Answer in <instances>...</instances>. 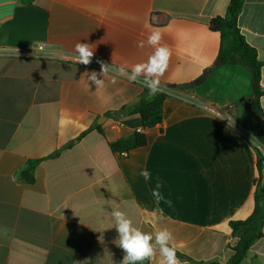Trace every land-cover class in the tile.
Listing matches in <instances>:
<instances>
[{
	"label": "crops",
	"instance_id": "obj_1",
	"mask_svg": "<svg viewBox=\"0 0 264 264\" xmlns=\"http://www.w3.org/2000/svg\"><path fill=\"white\" fill-rule=\"evenodd\" d=\"M229 2L0 0V264H121L117 208L143 231L168 228L181 264L231 260L230 223L252 215L261 177L252 74L215 65L221 36L211 21ZM238 27L264 63V0L244 1ZM153 30L172 51L163 122L146 130V146L114 153L109 143L143 130L130 109L148 89L100 75L97 61L146 60L153 49L138 43ZM78 41L95 47L87 66L72 60ZM92 71L102 88L88 80ZM260 106L264 138V95ZM34 160L28 183L23 171ZM157 182L171 206L154 202ZM240 264H264V237Z\"/></svg>",
	"mask_w": 264,
	"mask_h": 264
},
{
	"label": "trees",
	"instance_id": "obj_2",
	"mask_svg": "<svg viewBox=\"0 0 264 264\" xmlns=\"http://www.w3.org/2000/svg\"><path fill=\"white\" fill-rule=\"evenodd\" d=\"M244 1L245 0H230L226 16L216 17L211 21V28L214 31L219 32L221 36V48L215 65H243L250 70L252 74L254 99L253 131L254 135L260 139V143L264 144V138L260 131V121L262 117L260 98L264 95V89L261 85V72L264 63L258 59L257 51L248 44L238 27V17L242 11ZM209 72L210 70H207L206 74ZM206 74L197 79L196 83L202 82L205 79ZM167 97L168 95L166 93H158L155 97H150L148 90H145L137 103L132 109H130V113L140 115L143 130L136 131L128 137L109 143L111 150L114 153L124 154L146 146L148 142L146 130L152 129L163 122V103ZM97 129L102 132L99 126ZM88 131L83 133L80 138ZM257 152L258 169L262 179L261 171L264 166V158L258 149ZM56 155H58V153H55L50 157ZM39 161L41 160L30 161L27 168L23 171L24 178L28 183L34 182L35 179L33 172ZM263 223L264 189L261 187V183H259L255 195V209L252 215L245 220L232 221L230 223L232 235L237 239V242L231 247L233 250L231 260L225 264H240L244 260L252 244L264 237L262 232ZM145 264H147V262H145ZM210 264L224 263L212 262Z\"/></svg>",
	"mask_w": 264,
	"mask_h": 264
},
{
	"label": "clouds",
	"instance_id": "obj_3",
	"mask_svg": "<svg viewBox=\"0 0 264 264\" xmlns=\"http://www.w3.org/2000/svg\"><path fill=\"white\" fill-rule=\"evenodd\" d=\"M162 34L159 30H153L147 37V41H140L138 47H151L153 51L147 56L146 60L129 65L114 66L104 61L98 60L101 65L100 75L104 76L109 72L118 74L127 78L130 82L139 83L148 89L150 97H155L158 93H166L168 90L162 85V78L169 68L172 51L169 46L161 43ZM43 52V47L41 48ZM75 56L72 57L73 62L83 64L85 66L92 62L95 54V47L89 43L78 41L74 46ZM18 55V50L16 48ZM35 54V49H34ZM45 53L43 57L48 56ZM63 57L64 54H56ZM88 80L94 82L97 89L104 85L103 79L98 78L95 71L85 73ZM254 134L251 136V145H254L260 151H264V144ZM145 181L151 179V174L147 169L141 170L139 173ZM160 183L157 182L153 188L151 195L154 202L159 205L162 201L171 206V201L166 200L160 192ZM162 214V212H161ZM111 216L114 221V228L118 233L114 243L123 250V258L121 264H181L176 254V246L174 243L173 233L168 228H162L154 232H146L137 227L129 215L120 209H113ZM159 257V259H157Z\"/></svg>",
	"mask_w": 264,
	"mask_h": 264
},
{
	"label": "water",
	"instance_id": "obj_4",
	"mask_svg": "<svg viewBox=\"0 0 264 264\" xmlns=\"http://www.w3.org/2000/svg\"><path fill=\"white\" fill-rule=\"evenodd\" d=\"M124 114H125L124 110H120V111H117V112L114 113V115L117 116V117H120V116H122ZM261 176H262L261 187L264 189V166H263V169L261 171Z\"/></svg>",
	"mask_w": 264,
	"mask_h": 264
},
{
	"label": "built area",
	"instance_id": "obj_5",
	"mask_svg": "<svg viewBox=\"0 0 264 264\" xmlns=\"http://www.w3.org/2000/svg\"><path fill=\"white\" fill-rule=\"evenodd\" d=\"M42 47H40V49H41ZM14 55H17V53L16 52H14L13 53ZM262 144V143H261ZM259 150V149H258ZM260 151V150H259ZM260 153H261V155L263 156V158H264V151H260Z\"/></svg>",
	"mask_w": 264,
	"mask_h": 264
}]
</instances>
